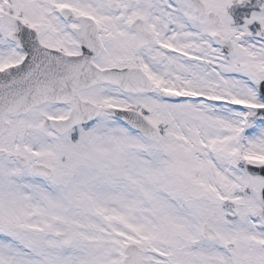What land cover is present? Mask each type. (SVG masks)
Masks as SVG:
<instances>
[{
    "label": "snow or ice",
    "instance_id": "1",
    "mask_svg": "<svg viewBox=\"0 0 264 264\" xmlns=\"http://www.w3.org/2000/svg\"><path fill=\"white\" fill-rule=\"evenodd\" d=\"M0 264H264V0H0Z\"/></svg>",
    "mask_w": 264,
    "mask_h": 264
}]
</instances>
